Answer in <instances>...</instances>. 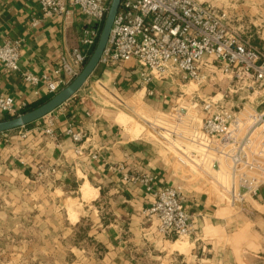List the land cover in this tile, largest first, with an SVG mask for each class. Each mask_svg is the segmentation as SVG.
Here are the masks:
<instances>
[{"label": "crops", "instance_id": "obj_1", "mask_svg": "<svg viewBox=\"0 0 264 264\" xmlns=\"http://www.w3.org/2000/svg\"><path fill=\"white\" fill-rule=\"evenodd\" d=\"M201 2L225 13L242 42L264 57V0ZM87 25L79 14L69 26L45 17L37 0H0V43H18L21 72L38 77L79 46ZM97 70L122 94L144 96L154 114L149 120L165 118L197 94L229 92L226 108L263 110L264 89L238 83L214 65L206 69L205 95L156 80L149 86L154 95L147 96L135 62ZM88 82L45 118L0 134V264H264V186L233 202L221 196L148 139L130 113L113 111L96 91L87 92ZM0 96L11 97L18 112L47 99L42 86L2 68ZM137 118L146 125L145 117ZM79 132L85 137L75 143L71 135ZM143 177L155 191L182 187L193 237L158 233L148 216L155 195L135 180Z\"/></svg>", "mask_w": 264, "mask_h": 264}, {"label": "built area", "instance_id": "obj_2", "mask_svg": "<svg viewBox=\"0 0 264 264\" xmlns=\"http://www.w3.org/2000/svg\"><path fill=\"white\" fill-rule=\"evenodd\" d=\"M45 17L71 25L77 14L87 20L79 46L61 57L51 74L38 77L21 72L18 43H0V68L21 73L23 80L42 86L47 98L69 85L94 51L112 0H37ZM212 61V62H209ZM135 64L140 88L153 96L156 80L178 81L195 92L210 84L206 69L214 65L238 83L264 89V57L243 43L230 27L227 15L201 0H122L100 66ZM188 89V88H187ZM231 92V91H230ZM230 93L199 94L174 106L165 118L146 121V136L196 178L232 202L255 195L264 186V109L234 112L225 107ZM11 97L0 96V117H16ZM51 134V130H46ZM23 137H26L23 135ZM80 143L85 134L71 135ZM77 150V153H80ZM155 195L148 210L158 233L187 239L195 228L184 206L182 187L154 190L147 177L136 178Z\"/></svg>", "mask_w": 264, "mask_h": 264}, {"label": "water", "instance_id": "obj_3", "mask_svg": "<svg viewBox=\"0 0 264 264\" xmlns=\"http://www.w3.org/2000/svg\"><path fill=\"white\" fill-rule=\"evenodd\" d=\"M121 3L122 0H112L98 43L79 75L69 85L64 87L51 98H48L41 105L27 110L19 116L0 120V134L24 128L45 118L72 99L85 86L100 65L101 57L106 48L112 25L118 14Z\"/></svg>", "mask_w": 264, "mask_h": 264}, {"label": "rangeland", "instance_id": "obj_4", "mask_svg": "<svg viewBox=\"0 0 264 264\" xmlns=\"http://www.w3.org/2000/svg\"><path fill=\"white\" fill-rule=\"evenodd\" d=\"M209 85L210 84L204 86L203 88H200L198 90L199 93H202V95H205L206 94L205 91L208 89ZM188 88L189 90L196 89L194 86H190ZM88 91H90L94 95H95L94 91H96L99 97L101 98V100L105 99V101H108L109 103L111 102L110 103L111 106L109 108L112 109L113 111H116L118 113H123V114L130 113L132 118H134L132 119V123L137 126L139 125L142 128L145 126V124H143L142 120L137 118V115L140 114L141 116L145 117L146 120H149L148 117L150 118L153 114L151 113L152 111L150 110V108L147 106L145 102L146 98H144V96H140L141 98L140 99V98H132L131 95H128V94L126 95L125 93L122 94L121 90H118V86H113L108 83V80L107 81L105 79L103 80V76H101L98 70L89 79V82L87 85V92ZM51 97L52 96H50V98ZM261 108L264 109V105H261ZM3 117H0V119H2Z\"/></svg>", "mask_w": 264, "mask_h": 264}, {"label": "trees", "instance_id": "obj_5", "mask_svg": "<svg viewBox=\"0 0 264 264\" xmlns=\"http://www.w3.org/2000/svg\"><path fill=\"white\" fill-rule=\"evenodd\" d=\"M47 99H48V98H47ZM47 99H46V100H47ZM46 100L40 101V102H38V103H36V104H34V105H32V106L27 107L23 112H25V111H27V110H30V109H32V108H35V107L41 105V104L44 103ZM10 118H12V117H11V116H5V117H3V118L0 119V120L10 119Z\"/></svg>", "mask_w": 264, "mask_h": 264}]
</instances>
